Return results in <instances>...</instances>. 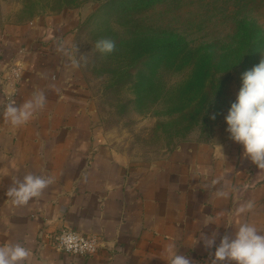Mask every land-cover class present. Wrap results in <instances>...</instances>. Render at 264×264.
<instances>
[{
	"label": "crops",
	"instance_id": "0c3cea01",
	"mask_svg": "<svg viewBox=\"0 0 264 264\" xmlns=\"http://www.w3.org/2000/svg\"><path fill=\"white\" fill-rule=\"evenodd\" d=\"M60 34L43 20L0 22V113L10 100L1 80L11 62L23 67L17 106L35 91L46 97L26 125L13 127L0 114V245L24 243L30 264H167L164 248L175 243L193 264H211L214 248L198 242L201 233L217 232V245L244 222L264 234V170L240 144L220 143L225 157L212 142L178 146L164 160L125 161L93 126L87 90ZM28 173L54 182L16 206L7 190ZM221 189L228 198L217 197ZM247 201L254 209L237 214ZM65 228L99 238V252L74 256L58 248L55 236Z\"/></svg>",
	"mask_w": 264,
	"mask_h": 264
},
{
	"label": "rangeland",
	"instance_id": "374dc122",
	"mask_svg": "<svg viewBox=\"0 0 264 264\" xmlns=\"http://www.w3.org/2000/svg\"><path fill=\"white\" fill-rule=\"evenodd\" d=\"M41 20L86 55L76 80L93 126L125 161L232 141L224 117L264 56V44L243 46L241 28L256 24L264 37V0H0V22ZM103 38L113 53L95 50Z\"/></svg>",
	"mask_w": 264,
	"mask_h": 264
},
{
	"label": "clouds",
	"instance_id": "9594fccd",
	"mask_svg": "<svg viewBox=\"0 0 264 264\" xmlns=\"http://www.w3.org/2000/svg\"><path fill=\"white\" fill-rule=\"evenodd\" d=\"M95 50L102 55L115 51L116 43L112 39L103 38L96 41ZM60 51H65L63 42H59ZM74 68L86 64V55H79L75 45L67 53ZM79 56V59H77ZM241 86L236 98L231 102L224 120L227 124L226 132L229 138L240 144L243 156L249 159L260 170H264V56L260 62L241 76ZM14 95V92L12 93ZM46 97L43 92L35 91L32 97L17 106L14 99L3 105L2 116L13 127L26 125L40 110L45 107ZM215 119V115L211 117ZM220 157H225L222 146L215 144ZM12 185L7 190V197L16 206L26 205L32 198L40 197L43 191L54 182L52 176L34 175L28 173L22 178H12ZM213 180V184L218 183ZM235 191V189H233ZM217 197L228 198L229 192L223 189L216 192ZM255 202L247 201L237 210V214L250 212ZM207 223H214L217 217L209 215ZM230 227V226H229ZM231 228V227H230ZM217 232L211 235L201 233L198 242L203 241L205 248L213 249L211 264H264V234L253 224L244 222L239 224L232 235L224 234L219 244H216ZM66 244H71L74 237H61ZM167 264H193L186 255L177 251L175 243H169L164 248ZM33 252L21 242H10L0 245V264H30Z\"/></svg>",
	"mask_w": 264,
	"mask_h": 264
},
{
	"label": "built area",
	"instance_id": "2783aa9c",
	"mask_svg": "<svg viewBox=\"0 0 264 264\" xmlns=\"http://www.w3.org/2000/svg\"><path fill=\"white\" fill-rule=\"evenodd\" d=\"M23 67L19 62H11L2 77L3 86L7 99H12L18 95L19 83L22 79ZM14 92V95L12 93ZM71 235L74 237L71 244H66L61 237ZM55 242L58 248L74 256H92L99 252L101 242L99 238L92 235H84L75 230L65 228L55 236Z\"/></svg>",
	"mask_w": 264,
	"mask_h": 264
},
{
	"label": "trees",
	"instance_id": "16d2710c",
	"mask_svg": "<svg viewBox=\"0 0 264 264\" xmlns=\"http://www.w3.org/2000/svg\"><path fill=\"white\" fill-rule=\"evenodd\" d=\"M241 31L243 32L242 44L249 50L252 51L258 47H261L264 44V37H260L257 35L259 30L256 24H249L248 26H243L241 28ZM166 45H164L162 48H168V46Z\"/></svg>",
	"mask_w": 264,
	"mask_h": 264
}]
</instances>
